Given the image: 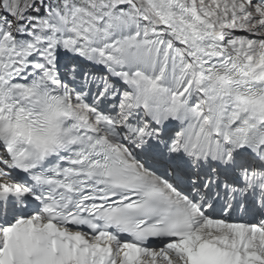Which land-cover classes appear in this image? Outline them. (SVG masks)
<instances>
[{"label":"snow or ice","instance_id":"snow-or-ice-1","mask_svg":"<svg viewBox=\"0 0 264 264\" xmlns=\"http://www.w3.org/2000/svg\"><path fill=\"white\" fill-rule=\"evenodd\" d=\"M0 264H264V0H0Z\"/></svg>","mask_w":264,"mask_h":264}]
</instances>
